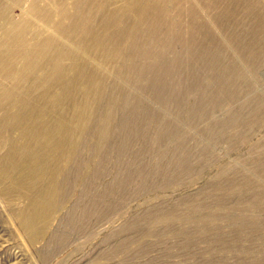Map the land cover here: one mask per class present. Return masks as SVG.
<instances>
[{"label": "rangeland", "instance_id": "rangeland-1", "mask_svg": "<svg viewBox=\"0 0 264 264\" xmlns=\"http://www.w3.org/2000/svg\"><path fill=\"white\" fill-rule=\"evenodd\" d=\"M0 264H264V0H0Z\"/></svg>", "mask_w": 264, "mask_h": 264}, {"label": "bare ground", "instance_id": "bare-ground-1", "mask_svg": "<svg viewBox=\"0 0 264 264\" xmlns=\"http://www.w3.org/2000/svg\"><path fill=\"white\" fill-rule=\"evenodd\" d=\"M27 68V67H26ZM53 137V136H52ZM49 143V142H48ZM59 147V146H58ZM55 149V148H54ZM52 151V150H51ZM56 153V152H55ZM55 159V158H54ZM42 171V170H41ZM43 172V171H42ZM57 173V172H56ZM47 174V173H46ZM51 177V176H50ZM33 178V177H32ZM43 180V179H42ZM57 180V179H56ZM35 181H37V182H40L41 181V178H36V179H34V181L33 182H35ZM29 184V183H28ZM40 184V183H39ZM55 189V188H54ZM56 194V193H55ZM32 224H33V222H32Z\"/></svg>", "mask_w": 264, "mask_h": 264}]
</instances>
